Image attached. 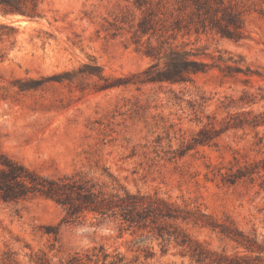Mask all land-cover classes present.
I'll use <instances>...</instances> for the list:
<instances>
[{
  "label": "rangeland",
  "instance_id": "rangeland-1",
  "mask_svg": "<svg viewBox=\"0 0 264 264\" xmlns=\"http://www.w3.org/2000/svg\"><path fill=\"white\" fill-rule=\"evenodd\" d=\"M172 60L205 72L144 80ZM0 151L46 180L163 200L181 216L164 232L191 246L150 222L65 223L36 193L0 201V264H264V0H0Z\"/></svg>",
  "mask_w": 264,
  "mask_h": 264
},
{
  "label": "trees",
  "instance_id": "trees-1",
  "mask_svg": "<svg viewBox=\"0 0 264 264\" xmlns=\"http://www.w3.org/2000/svg\"><path fill=\"white\" fill-rule=\"evenodd\" d=\"M222 19L224 24L217 26L218 32L231 37L240 20L236 15L231 14L224 15ZM140 27L143 31L146 30L144 22L141 23ZM199 72H205V70L195 62L172 60L162 68H159L158 64H154L143 71L142 74L145 75V81L182 82L189 79L191 74ZM207 133L208 131L201 130L199 137L194 139V143L203 144L207 141L209 139ZM244 175L239 172L234 179L230 178L227 181L233 183L235 179ZM36 193L53 199L64 208L65 217L63 221L65 223H74L85 217L86 214H93L95 217H99L100 220L118 218L121 224H125L127 228L142 227L150 222L158 226L157 235L163 241L174 237L179 244L191 247L186 236L180 234H174L173 236V234L164 232V222L181 218V216L176 209H173L163 200L140 193L124 192L123 194L113 193L107 195L97 190L93 184L88 186L86 183H80L73 179L46 180L0 151V201L17 203ZM247 243L246 248L248 250L261 251V248L255 246V243ZM99 249L103 250L102 247ZM77 257L74 256L72 260L79 261L78 263L82 264L80 262L82 259H77ZM92 257L96 256L86 255L89 261L93 259ZM191 257L198 263L206 260L202 256L201 250L197 252V248L191 250ZM107 258V254L103 256V264H126L119 255H115L111 260L106 261ZM219 258L218 264H240L235 259L231 260L225 256ZM96 259L98 260V258ZM214 261H210L209 264H215Z\"/></svg>",
  "mask_w": 264,
  "mask_h": 264
}]
</instances>
